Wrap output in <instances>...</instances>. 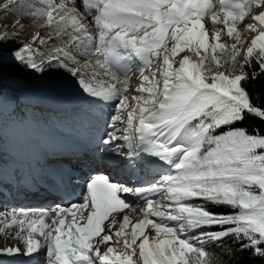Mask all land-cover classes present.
I'll list each match as a JSON object with an SVG mask.
<instances>
[{
    "label": "snow or ice",
    "instance_id": "obj_1",
    "mask_svg": "<svg viewBox=\"0 0 264 264\" xmlns=\"http://www.w3.org/2000/svg\"><path fill=\"white\" fill-rule=\"evenodd\" d=\"M258 79L264 0H0V131L47 105L90 144L17 175L60 200L0 211V264H264Z\"/></svg>",
    "mask_w": 264,
    "mask_h": 264
},
{
    "label": "bare ground",
    "instance_id": "obj_2",
    "mask_svg": "<svg viewBox=\"0 0 264 264\" xmlns=\"http://www.w3.org/2000/svg\"><path fill=\"white\" fill-rule=\"evenodd\" d=\"M205 24L206 27L210 29V32L211 30H214L216 28L223 27L222 24L221 25L212 24V22L209 19L205 20ZM226 39H227L226 37L222 38V42ZM39 107L47 111L52 117V118L50 117L52 120H50L49 118L47 124L52 132L50 134L54 135L55 140H58L60 133H65L63 135H69V133L74 132V129H76V131L81 132L78 126L71 119L61 118L58 115L56 109L49 108L47 105H41ZM73 142H75L80 147V154H83L90 147V144L84 135L82 137L77 136L76 138L73 139ZM30 143L36 145V140L31 138L26 139L23 143L17 146V149H19L17 152L16 150L10 148L12 146L9 145L8 153H4V152L0 153V159L1 158L6 159L11 162V166L10 167L4 166L5 170L4 172H2V175L4 176V188H3V195L0 196V211H5V207L7 206L8 202H10L9 198L11 197L13 198L14 195L20 196L24 194L26 180L21 181V183H17V175L26 176L30 172L33 173L32 168H35L38 173L44 172L49 167L52 160L50 159L49 161L48 159V156H50L49 151L59 150L55 145H52V142L49 141L45 142L43 140H39L38 144L40 145V147L37 148L38 151L36 157H33L28 153V145ZM2 144L3 143L0 144V147L2 146ZM20 150L22 151L20 152ZM75 155L77 154H72L73 157H75ZM62 158H63L62 160L63 165L68 167L73 166V161H75V159L74 160L72 158L69 159V156H66L65 158L64 156H62ZM3 163H7V162L3 161ZM19 208H25V207H19ZM14 231L15 228L9 229L7 230V234L0 235V246H10L17 243L16 240L11 239V233Z\"/></svg>",
    "mask_w": 264,
    "mask_h": 264
},
{
    "label": "rangeland",
    "instance_id": "obj_3",
    "mask_svg": "<svg viewBox=\"0 0 264 264\" xmlns=\"http://www.w3.org/2000/svg\"><path fill=\"white\" fill-rule=\"evenodd\" d=\"M8 23H11L12 20L9 19L7 21ZM24 110L26 112H22V114L27 116V124L31 125V126H38L41 125V122L38 120V117H41L42 115L46 116V117H50V114L46 111H41L39 108H24ZM3 124H6V120H3Z\"/></svg>",
    "mask_w": 264,
    "mask_h": 264
},
{
    "label": "trees",
    "instance_id": "obj_4",
    "mask_svg": "<svg viewBox=\"0 0 264 264\" xmlns=\"http://www.w3.org/2000/svg\"><path fill=\"white\" fill-rule=\"evenodd\" d=\"M250 91L260 95L261 99H264V80L258 79L254 82V87H250ZM253 123L250 121V124ZM258 123V122H256ZM220 251V250H219ZM217 251V252H219Z\"/></svg>",
    "mask_w": 264,
    "mask_h": 264
}]
</instances>
